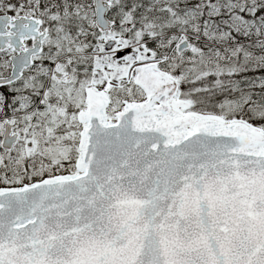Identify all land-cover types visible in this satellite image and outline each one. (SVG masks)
<instances>
[{
	"label": "snow or ice",
	"instance_id": "obj_1",
	"mask_svg": "<svg viewBox=\"0 0 264 264\" xmlns=\"http://www.w3.org/2000/svg\"><path fill=\"white\" fill-rule=\"evenodd\" d=\"M0 264H264V0H0Z\"/></svg>",
	"mask_w": 264,
	"mask_h": 264
},
{
	"label": "flooded vegetation",
	"instance_id": "obj_2",
	"mask_svg": "<svg viewBox=\"0 0 264 264\" xmlns=\"http://www.w3.org/2000/svg\"><path fill=\"white\" fill-rule=\"evenodd\" d=\"M28 43H29V45H30V44H31V41H29Z\"/></svg>",
	"mask_w": 264,
	"mask_h": 264
}]
</instances>
